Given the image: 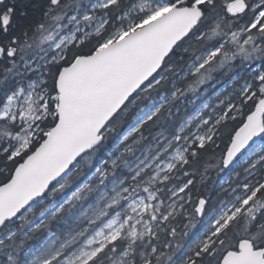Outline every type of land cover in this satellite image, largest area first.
<instances>
[{
	"label": "snow or ice",
	"instance_id": "snow-or-ice-1",
	"mask_svg": "<svg viewBox=\"0 0 264 264\" xmlns=\"http://www.w3.org/2000/svg\"><path fill=\"white\" fill-rule=\"evenodd\" d=\"M0 264H264V0H0Z\"/></svg>",
	"mask_w": 264,
	"mask_h": 264
}]
</instances>
